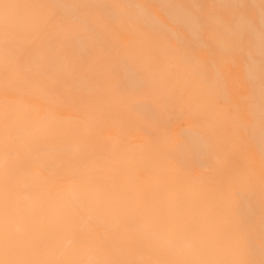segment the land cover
<instances>
[{
	"label": "bare ground",
	"instance_id": "obj_1",
	"mask_svg": "<svg viewBox=\"0 0 264 264\" xmlns=\"http://www.w3.org/2000/svg\"><path fill=\"white\" fill-rule=\"evenodd\" d=\"M249 5L264 14L0 0V264H264V16L248 23ZM247 34L246 156L224 138L240 115L222 51Z\"/></svg>",
	"mask_w": 264,
	"mask_h": 264
},
{
	"label": "rangeland",
	"instance_id": "obj_2",
	"mask_svg": "<svg viewBox=\"0 0 264 264\" xmlns=\"http://www.w3.org/2000/svg\"><path fill=\"white\" fill-rule=\"evenodd\" d=\"M244 1H249V0H244ZM242 9L245 10L243 11L244 12L243 17L246 19V21L255 27H259V24L261 22V17L264 16V14L261 15V13L257 12V10L251 5L247 7L245 6ZM247 12H249L250 15L249 13L247 15ZM239 13H241V11H239ZM251 13H253V15ZM225 18L227 20L226 12L224 13V21L226 22ZM226 27L227 26L225 24L223 31L224 37H226V30H225ZM241 38H242L241 43L238 46H234L233 49L229 48L226 50V43H225L224 44L225 48L222 51V60H223L222 65L225 71L228 73L232 98H234L235 100L234 99L233 100L237 102V107H238L237 110L239 109V115H240V121L238 122V128H237L238 131L236 130V127L234 126L233 123L229 127L224 126V133H225L224 138H226V133L229 132L231 146L237 148L238 150H241L240 152H238L239 155L247 156L250 154L251 155L255 154L254 137L256 138V136L255 135L253 136V134L251 133L245 134V132L249 131L250 129L247 126L245 127L243 123H251L254 120L253 117L254 110L250 111V109L254 106L253 103L255 101L254 95L256 94V90L253 87V82L247 78L246 71L248 69L247 66H250L249 67L250 69L253 68L254 66L253 60L260 59V57L254 53V49L251 44V36L247 34V36H242ZM237 61L239 67L238 65H236ZM241 80L243 81L241 82ZM224 103L226 104L225 101ZM234 104L236 105L235 102ZM230 110L231 113H235L236 107H235V111H234V107L233 109ZM248 120L250 122H247ZM181 127L183 128L184 125L182 124ZM242 140H246V141L243 142ZM225 146L228 147L227 144H225ZM252 149L254 151L253 153H252Z\"/></svg>",
	"mask_w": 264,
	"mask_h": 264
}]
</instances>
